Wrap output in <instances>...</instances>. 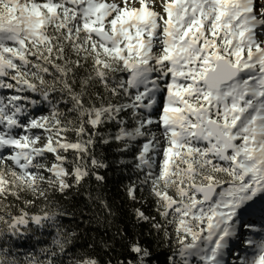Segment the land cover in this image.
I'll return each instance as SVG.
<instances>
[{"label":"snow or ice","instance_id":"1","mask_svg":"<svg viewBox=\"0 0 264 264\" xmlns=\"http://www.w3.org/2000/svg\"><path fill=\"white\" fill-rule=\"evenodd\" d=\"M161 255L264 264V0H0V264Z\"/></svg>","mask_w":264,"mask_h":264},{"label":"trees","instance_id":"2","mask_svg":"<svg viewBox=\"0 0 264 264\" xmlns=\"http://www.w3.org/2000/svg\"><path fill=\"white\" fill-rule=\"evenodd\" d=\"M119 179L120 178H119L118 174H111L110 175L109 183H110V186L113 188V193L117 196L119 195V187H120ZM159 259H160L161 264H163L165 257L163 255H161L159 257Z\"/></svg>","mask_w":264,"mask_h":264},{"label":"rangeland","instance_id":"3","mask_svg":"<svg viewBox=\"0 0 264 264\" xmlns=\"http://www.w3.org/2000/svg\"><path fill=\"white\" fill-rule=\"evenodd\" d=\"M252 219H254V220L256 221L257 225L260 224V219H259L258 216H254ZM244 235H246V236H247V235H251V233H248L247 231H245V232H244ZM233 244H234L235 247L239 248L241 252L244 251L243 248H240V245H239V242H238V241H233Z\"/></svg>","mask_w":264,"mask_h":264}]
</instances>
